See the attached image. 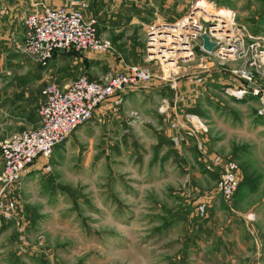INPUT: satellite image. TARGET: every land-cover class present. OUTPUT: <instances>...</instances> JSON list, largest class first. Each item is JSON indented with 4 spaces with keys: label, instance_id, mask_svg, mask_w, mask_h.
I'll use <instances>...</instances> for the list:
<instances>
[{
    "label": "rangeland",
    "instance_id": "rangeland-1",
    "mask_svg": "<svg viewBox=\"0 0 264 264\" xmlns=\"http://www.w3.org/2000/svg\"><path fill=\"white\" fill-rule=\"evenodd\" d=\"M148 1L151 10L144 12V25L118 27L97 21L94 14L90 18L83 0H67L61 5L73 2L86 20L95 21L109 50L57 51L41 66L28 54L25 40L17 56L0 45V63L20 73L29 67L30 76L32 68H39L40 87L79 76L96 80L94 75L102 78L119 71V65L135 64L154 74L152 79L168 82L164 95L179 87L195 92L201 97L198 117L207 125L202 133L210 134V145L222 154L233 148L224 159L237 163L239 189L224 201L216 191L221 165L209 163V158L196 160L190 149L183 160L168 157L161 163V154L171 149L169 143L163 150L153 149L156 140L165 137L157 119L163 103L154 83H139L131 94L126 91L132 88L102 102L50 157L36 160L34 174H25L27 168L1 191L0 264H264V257H257L264 243V117L257 112L264 75L254 72L253 83L242 79L234 71L242 60L221 55L219 46L204 51L201 36L189 40L192 54L185 56L176 52L181 47L178 38L166 32L178 33L172 25L195 15L208 37L229 44V35H214L217 30L204 22L212 18L201 6L207 11L228 8L237 24L234 39L244 47L255 39L264 44V0ZM34 5L32 0L23 19ZM126 9L138 12V7ZM238 90L244 92L239 96ZM209 95L222 104L209 102ZM37 109H29L30 120L36 119ZM13 127L10 118L2 129L0 125V142L16 133L3 139Z\"/></svg>",
    "mask_w": 264,
    "mask_h": 264
},
{
    "label": "built area",
    "instance_id": "built-area-1",
    "mask_svg": "<svg viewBox=\"0 0 264 264\" xmlns=\"http://www.w3.org/2000/svg\"><path fill=\"white\" fill-rule=\"evenodd\" d=\"M72 3L67 6H53L47 0H35L33 9L24 16L26 50L41 66H46L57 51L75 48L104 52L111 48L109 41L98 36L95 21L86 20L82 11ZM225 9L226 13L222 14L220 13L222 8L211 9V12L201 6L202 11L209 13L208 15L215 19L209 22L204 16L206 18L204 22L212 31H215L213 27H219L216 28L219 31L224 30L227 36L229 35L230 43L222 45L214 42L210 37L209 39L214 43L215 48L220 47L218 52L221 55L241 59L242 65L234 71L242 79L253 83L254 72L264 75V44L255 39L244 47L241 42L234 39L233 32L237 27L235 14L232 10ZM188 16L189 19L186 18L172 25L179 29L178 33L166 30L167 33L178 38L181 47H177L176 52H183L185 56L192 54L188 46L189 40L207 34L206 27L197 21L195 15L188 14ZM217 19H220V22L216 21ZM228 19L233 20L230 26L225 22ZM241 28L246 31L244 26L241 25ZM182 30L186 32V38L178 37ZM150 32L154 33L151 40L155 42V32ZM159 36L162 38V35ZM183 41L187 44L184 45ZM176 44L179 42L177 41ZM202 49L210 52L203 48V44ZM158 53L166 59L161 48L158 49ZM154 76L148 70L130 64L122 70L103 76L98 81L79 76L62 87L54 82H48L41 91L39 125L16 132L7 140L0 142L2 161L0 193L22 176L35 160L50 157L54 148L72 131L89 120L102 102L124 90L136 87L139 83H147ZM253 91L259 93L257 89ZM243 92L244 90H238L236 93L240 96ZM259 100L261 107L257 112L264 117V94L259 96ZM186 119L190 123L188 129L191 133L207 131V125L197 115L186 114ZM219 164L221 172L216 183V191L224 201L229 202L240 184L238 165L233 159L224 160Z\"/></svg>",
    "mask_w": 264,
    "mask_h": 264
},
{
    "label": "crops",
    "instance_id": "crops-1",
    "mask_svg": "<svg viewBox=\"0 0 264 264\" xmlns=\"http://www.w3.org/2000/svg\"><path fill=\"white\" fill-rule=\"evenodd\" d=\"M31 1L32 0H0V45L2 49L5 48L4 50H8V52L13 54L14 56H17V54L22 52V46L26 40L25 28L22 23V19L24 13H26V11L29 9ZM66 1L67 0H51L52 5L57 6L65 3ZM139 1L141 0H112V3L109 4L105 3L104 0H83V5L85 6V11H90V13L92 14L90 18H93L94 14L97 21L101 20L102 22L106 23H117V26L120 27L129 26L131 24H134L135 22L144 25L147 22V11L146 13L144 12L145 10H148L150 13L151 9L150 7H148L150 1L143 0V2L140 3ZM138 3L142 6H138ZM128 5L130 7H133L134 9L138 7V12H130L128 9H126V6ZM141 9H144L143 12L140 11ZM110 10L111 12H109ZM122 29L123 28H121L120 30ZM1 52L0 54H2ZM21 64H23V62H21ZM3 65L4 64L0 63L1 129L3 124L4 126H6L9 118L11 119V122L14 123V127L11 133L3 138L5 139L15 132L35 128L39 125L38 111L40 103L42 101L41 91L47 83L40 87V69L37 67L36 72L33 71L34 69L32 68V74L30 76L29 67H26V71L24 73H20L18 72V70H11L7 65L2 67ZM103 67L104 69H106L105 66ZM120 68L121 66L119 65L118 69H123ZM94 76H97V78L95 77L96 81L101 79V76ZM173 82L177 84V82H175L174 80ZM68 83L58 85L62 87L67 85ZM153 83V88H157L155 90L159 92L157 93L159 95L158 101L163 103L162 106L164 107V112L158 114L157 119L160 123H158L159 126H157L160 128L159 132H161V134H164L165 136H161L156 140L153 149L159 148V150H163L165 145H167L168 143L171 145V149H166L167 153L166 151H164L160 156L162 164L166 163V161L164 163L162 159H167L168 157L183 160L185 158V151H189V149L192 151L193 156L196 160H200L202 162L205 161L206 158H209L211 160L209 163H213L214 165H216V163L218 164L224 161V158L231 156L229 153L233 152V148L229 151V153L222 154V152L218 151L219 149L216 146L210 145V134L207 135L202 132L193 134L189 131L188 125L190 123L186 119L185 113H190L197 116L200 115V95H197L195 92L187 93L186 91H182L180 87L177 89V91L171 90V93H167L168 95H164V93L162 92L166 90L165 87L169 86L168 82L164 81L161 77L152 79L151 81L147 82V84L150 85ZM193 90H195V88ZM131 91H135V89L132 88L126 91V93L128 94ZM149 94L151 95L152 93ZM208 99L209 102H214L216 103V105L222 104V101L217 97L210 96L208 97ZM34 100H36V104L35 102H33ZM239 101L247 102L244 100ZM31 107L32 110H36L38 108L37 112L35 113L36 119L33 118L32 120H30L29 115H26L27 113L31 112V110H29ZM155 121L157 122V120ZM1 137L2 136H0V139ZM170 150L171 153H169ZM1 167L2 161L0 157V169ZM34 172H36V160L28 167L25 174H34ZM263 199L264 197H262V200ZM258 251L257 257H264V243H261V248L258 249Z\"/></svg>",
    "mask_w": 264,
    "mask_h": 264
},
{
    "label": "water",
    "instance_id": "water-1",
    "mask_svg": "<svg viewBox=\"0 0 264 264\" xmlns=\"http://www.w3.org/2000/svg\"><path fill=\"white\" fill-rule=\"evenodd\" d=\"M151 35H152V32L149 33V36H151ZM201 39H202L203 48L205 50L210 51V50H212L214 48L215 45H214V43L212 41H210V39H209L207 34H202L201 35ZM183 44L186 45L187 44L186 41H183ZM151 53H153V51H151ZM170 60H172V58H170Z\"/></svg>",
    "mask_w": 264,
    "mask_h": 264
},
{
    "label": "bare ground",
    "instance_id": "bare-ground-1",
    "mask_svg": "<svg viewBox=\"0 0 264 264\" xmlns=\"http://www.w3.org/2000/svg\"><path fill=\"white\" fill-rule=\"evenodd\" d=\"M226 10H220V13H226L225 12ZM212 12V11H211ZM209 14V13H208ZM207 18V17H206ZM212 18V17H211ZM213 20H215L214 18H212ZM211 19V20H212ZM210 20V21H211ZM216 21H219L220 22V19H217ZM229 26L232 24V22H233V20H231V19H228L227 21H225ZM185 22H183V24H184ZM213 28H215V30H217L216 28H219V27H213ZM219 30H217V31H215L213 34L214 35H217V36H220V35H222V34H219V32H218ZM221 32H225L224 30H221ZM185 30H182V32L178 35V37L180 36V37H182V38H186V36H185ZM156 35V34H155ZM155 42H156V40H155ZM171 44V43H170ZM169 44V41H167L166 42V45L168 46V45H170Z\"/></svg>",
    "mask_w": 264,
    "mask_h": 264
},
{
    "label": "trees",
    "instance_id": "trees-1",
    "mask_svg": "<svg viewBox=\"0 0 264 264\" xmlns=\"http://www.w3.org/2000/svg\"><path fill=\"white\" fill-rule=\"evenodd\" d=\"M96 28H97V26H96ZM97 33H98V36H99V32H98V28H97ZM55 53H57V52H55ZM55 53H54V55H55ZM90 80H93V79H91V78H89ZM239 186H240V184H239ZM238 189H239V187H238ZM237 189V190H238ZM237 192V191H236ZM223 199V198H222ZM224 200V199H223Z\"/></svg>",
    "mask_w": 264,
    "mask_h": 264
}]
</instances>
